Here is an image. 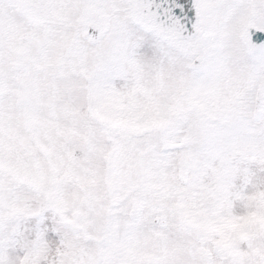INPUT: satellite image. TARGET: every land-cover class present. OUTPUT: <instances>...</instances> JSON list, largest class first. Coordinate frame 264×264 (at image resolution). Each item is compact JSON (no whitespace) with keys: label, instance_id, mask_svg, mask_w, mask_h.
Here are the masks:
<instances>
[{"label":"snow or ice","instance_id":"6c2138e0","mask_svg":"<svg viewBox=\"0 0 264 264\" xmlns=\"http://www.w3.org/2000/svg\"><path fill=\"white\" fill-rule=\"evenodd\" d=\"M0 264H264V0H0Z\"/></svg>","mask_w":264,"mask_h":264}]
</instances>
